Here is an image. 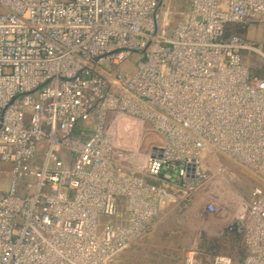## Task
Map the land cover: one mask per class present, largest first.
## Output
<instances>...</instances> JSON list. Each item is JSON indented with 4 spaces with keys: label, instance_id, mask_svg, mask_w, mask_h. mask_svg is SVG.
<instances>
[{
    "label": "built area",
    "instance_id": "2783aa9c",
    "mask_svg": "<svg viewBox=\"0 0 264 264\" xmlns=\"http://www.w3.org/2000/svg\"><path fill=\"white\" fill-rule=\"evenodd\" d=\"M188 3L169 31L163 0H0V264H112L199 203L264 264V39L230 31L264 29V0ZM220 157L263 184L238 190Z\"/></svg>",
    "mask_w": 264,
    "mask_h": 264
},
{
    "label": "rangeland",
    "instance_id": "374dc122",
    "mask_svg": "<svg viewBox=\"0 0 264 264\" xmlns=\"http://www.w3.org/2000/svg\"><path fill=\"white\" fill-rule=\"evenodd\" d=\"M165 9L171 11L168 18V29L171 31L175 24L183 18V14L188 12L189 3L188 0H163L162 13ZM230 31L241 39L250 40L257 45L263 42L264 29L257 25L235 26L230 28ZM137 60L138 57L134 55L126 64L125 69H130ZM123 68L119 69L122 71ZM251 70L253 75L264 78V66L261 64L256 63ZM125 125L137 130H145L143 134L137 136L141 141L143 153L150 152L155 145H162L160 138L150 132L151 130L149 131L148 125H142L134 120H127ZM220 159L223 164L231 167L237 176L238 190L250 191L254 186L263 184L261 178L247 169L224 158L220 157ZM203 165H209L212 172L217 168V163L213 158L207 157ZM9 172L10 166L0 163V198L9 190ZM219 211V214L213 218L203 211L201 203L190 211L173 209L168 206L155 230L131 245L112 264H186L187 257L190 255L202 264H212L219 256H229L233 259V264H242V243L234 236L225 234L223 220L228 218L230 213L221 209ZM105 220L106 218H101L102 222Z\"/></svg>",
    "mask_w": 264,
    "mask_h": 264
},
{
    "label": "trees",
    "instance_id": "16d2710c",
    "mask_svg": "<svg viewBox=\"0 0 264 264\" xmlns=\"http://www.w3.org/2000/svg\"><path fill=\"white\" fill-rule=\"evenodd\" d=\"M257 77L261 78L260 76H257ZM262 79H264V78H262Z\"/></svg>",
    "mask_w": 264,
    "mask_h": 264
},
{
    "label": "crops",
    "instance_id": "0c3cea01",
    "mask_svg": "<svg viewBox=\"0 0 264 264\" xmlns=\"http://www.w3.org/2000/svg\"><path fill=\"white\" fill-rule=\"evenodd\" d=\"M249 27H251V26H249ZM263 29V28H262ZM264 39V38H263Z\"/></svg>",
    "mask_w": 264,
    "mask_h": 264
}]
</instances>
